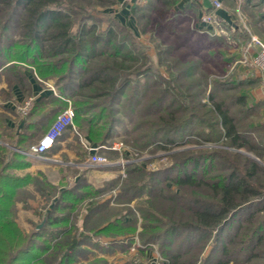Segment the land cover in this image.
I'll list each match as a JSON object with an SVG mask.
<instances>
[{"label": "trees", "instance_id": "obj_1", "mask_svg": "<svg viewBox=\"0 0 264 264\" xmlns=\"http://www.w3.org/2000/svg\"><path fill=\"white\" fill-rule=\"evenodd\" d=\"M178 1L137 0L130 16L143 33L148 26L151 33L171 35L176 22L173 18H189L176 11ZM67 2L0 0V11L6 10L0 12V68L9 64L7 70L20 71L28 65L38 76L56 78L59 91L71 93L74 130L89 138L95 145L92 148L110 147L117 127L126 120L131 127L130 133L125 128L126 134L133 135L132 140L141 149L157 141L170 145L192 131L201 137L200 141L223 147L171 155L174 168L169 182L168 178L160 181L158 174H144L134 164L127 166V178L118 188L117 202L130 204L147 190L148 207L153 208L157 199L165 203L172 219L160 236L153 234L160 225L150 208H138L143 221L138 232L132 208H107V201L96 200L104 190L114 188L118 180L102 190L87 184L82 187V176L61 190L52 186L44 189L45 194L50 193L45 222L39 229L23 233L15 221L16 204L28 197V182L33 186L40 182L13 172L27 165L23 154H0V264H105L102 256L93 251H114L121 246L114 242L116 237L136 233L143 243L158 238L171 264H264V167L241 152L264 157V142L249 134L259 132L249 120L256 111L247 105L252 104L253 89L262 80L231 52L244 54L251 37L248 29L263 25L264 0H240L246 21H234L239 26L235 31L220 22L217 28L224 30L225 36L199 33L193 24L185 29L181 34L186 41L183 46L192 45L195 56L206 52L224 66L222 76L200 70L198 81L187 84L194 71L202 69V55V59L188 63L175 62L177 68L173 62L165 63L169 48L157 47L153 58L140 56L146 46L138 42L130 28L119 22L117 28H98L96 16L85 13L79 4L83 1ZM117 2L87 0L89 6L105 8ZM124 30L127 35L122 37L120 32ZM21 31L23 38L13 40ZM164 65L169 72L167 79L155 71ZM147 75L153 80L147 81ZM140 77L148 79L141 81ZM131 82L135 89L131 88L123 101L120 96ZM165 183L178 190L157 189V185ZM83 201L86 205L79 206ZM77 213H84L82 226L91 232L89 235H72L70 218ZM90 236L112 240L106 249L91 243ZM211 236L215 244L210 245ZM91 253H95L93 259L89 258Z\"/></svg>", "mask_w": 264, "mask_h": 264}, {"label": "rangeland", "instance_id": "obj_2", "mask_svg": "<svg viewBox=\"0 0 264 264\" xmlns=\"http://www.w3.org/2000/svg\"><path fill=\"white\" fill-rule=\"evenodd\" d=\"M79 1L80 0H76L77 3H79ZM81 1L83 2L79 4L82 7H84V9H86L85 13L89 12L90 14L96 16V19L98 20L97 22L98 28L106 29V30L110 27L117 28L116 23L119 22V20L117 19V16L123 4L121 0H119V2L115 4L109 5L106 8L102 6H94V5L89 6L87 3V0H81ZM64 4H68L67 0H64ZM1 6L2 4L0 3V8H2ZM5 11L6 10L0 11V12H5ZM193 16H194L193 14L189 13L188 20L190 21L191 18H193ZM171 17L172 15L169 18ZM99 20H102V21L99 22ZM132 20L135 26L134 28L136 29L135 34L136 36H138V42L146 46L144 53H140L139 54L140 56L144 54L145 56H150L151 58H153L157 47H159L160 49L169 48L170 53H168V56L164 57L165 63L171 64L173 62L172 65H175L176 66L175 68L179 67V65L175 63L177 61L188 63V62H191L192 60H198L199 58L202 59V57H200L201 55L204 57L200 63V68L202 69L195 70L194 75L188 78L185 84H187V82L190 83V80H193L195 82L198 81L200 70H203L206 74L215 75V76L216 75L222 76L224 74L223 72L224 66L220 62H217L216 59H213L209 57L208 55H206V52L201 55L195 56V54H193L192 45L191 47L189 45L187 47L185 45L183 46V43H185L186 41L182 39L181 34L184 35L185 29L187 27H190L191 25L185 16L177 15L175 18L172 19V20H176V22L173 27L174 33L172 32L173 34L171 35H166L167 33H161L160 31L159 32L155 31L154 33L153 32L151 33L152 30L148 26L144 28V33H143L142 31H139L136 20L134 18H132ZM121 24L124 27H128L126 20L124 21V23L121 22ZM143 24L145 25V23ZM191 26L193 27V25ZM130 27H133V25L130 24ZM126 32L127 31L125 30L120 32V34H122V37L123 35L124 36L127 35ZM12 38L13 40L22 39L23 31L15 34V36H13ZM196 38L197 36H194L193 40H195ZM128 42H130V39L128 40ZM124 49L126 51V48ZM243 65L247 66V64H243ZM156 70L157 72H159V74L163 78L165 79L169 78V72L167 71L165 65L155 68V71ZM147 76H150V75H147ZM145 78L148 79V77H145ZM145 78L144 79L141 78L142 80L141 79L140 80L143 81L145 80ZM152 80H153V77L150 76V78L147 81H152ZM129 85L130 86L128 87L126 86L124 88L123 94L120 96V98L123 101H125L128 98L131 92V88L135 89L134 82L133 83L131 82ZM137 85L139 86V84L136 83V86ZM206 92L208 94V90H206ZM120 110L123 111L122 108ZM125 128H127L128 131L131 129L127 120L125 124H121L120 126L117 127V132L115 133L113 137L114 139L111 142L110 147H113L114 144H119V145L121 144L119 150L118 149L111 150L109 149L110 147L107 146L108 149H102V152L98 153L99 155L104 156L107 159V161L110 162L109 165H107L106 167L105 166L102 167V168H105L104 170H101L102 172L99 171L101 172L102 175L104 174L103 176H106L108 179L103 181V184L101 185V187H95V185H92V183H88V179H87L88 176L85 177L84 182L87 184L86 186H89L94 189L103 190L107 187L108 184L112 183L114 180L116 181L118 180L119 182L116 183L114 188H112L109 191L104 190L98 196L96 200L102 203L107 201L108 202L107 208L114 209L115 207L122 206V205L132 208L134 211V216L137 219V231L138 232L141 231L140 224L143 222L138 208H142V207L144 209L150 208L153 211L152 217L155 218L156 224L160 225L159 227L154 229L155 233L153 234L157 233L156 235L160 236L164 233L166 226L170 224L168 220H170L171 218V216L168 215L169 214L167 212L168 207L166 206L165 203H160L159 199H157V200H154L155 202L152 205L154 206L153 208L148 207L147 205L148 201H145V200L148 199L149 196H148L147 190L145 189H144L145 191L139 196V198H136L130 204H123L121 202L119 203L117 202V195L119 192L118 188L120 187L121 183L127 178V173H126L127 166L134 164L138 166L139 168H141L144 174L152 173L151 174L152 177L156 176L153 174H158L157 178H161L160 181H162L165 178H168L166 180L170 181L171 180L170 176H173L172 169L174 168L173 161H172L173 159L171 158V155L183 154V152L185 151H192V150L196 151L201 148L213 149V148H221L223 146L218 145L213 142L200 141L201 137L196 134V131H192V133L188 134V136L185 137L183 140H180V141L176 140L174 141V143H171L170 145L163 144L162 141H157L152 146L141 149L140 145L132 140L133 135L129 134L130 131L128 133L129 135L126 134ZM197 141H199L200 143L199 144L196 143ZM241 152L243 153L242 155L256 161L257 163H259V165L264 167V157L259 159V158H256L253 154H248L244 151H241ZM75 180H78V177H76ZM68 184H69L68 182L63 181V180H60L57 185H50L47 182L46 183L40 182L37 184V186H33L34 193H31V191H26L27 193L26 195H28V197H25V198L23 197V199H26V200H21L20 203H22L24 206L28 205V207L25 206V209L27 210L23 209L24 207L22 208V206L16 207V208H19V210L16 213L15 221L19 229L23 233H28L32 231L34 227H36V229H39L44 224L45 215L49 210L48 208L49 204H47V198L49 197L50 193L47 192L45 194L46 191H44V189L49 190L50 186H52V187L57 188L58 190H61L65 185H68ZM161 188H164V191L167 190V191H172V192H175L178 190L177 188H175V185L173 184L170 185L169 183L157 185V189H161ZM33 194L35 196H33ZM159 203L160 205L158 206ZM85 205L86 204L83 201V203L80 204L79 206H85ZM83 216H84V213H77L76 215H72L70 218L71 225L73 226L72 235H74L75 237H79V235L83 233L87 235L91 233L88 229L86 230L83 229V226H82ZM87 227H89V225ZM127 238H132V239L128 240ZM111 240L112 238H107L105 236H96V237H92L91 243L99 244L101 247L107 249L111 243ZM114 240H115L114 241L115 243L119 242L121 245L120 247H117V249H114V251H110L109 253H106V254H102V252H96V249L95 251H93L97 253V255L102 256V258L105 261V264H171L170 260L167 259L163 255L161 251V247H160L161 243L158 238H156V240H150L146 243H143L137 237V233H136L132 237L125 236L122 239L121 237H116V239ZM208 242H209L208 244L210 245L215 244L214 237L211 236L208 239ZM203 251H204L203 249L199 250L198 258H201V254ZM95 253H91L92 255L89 254V258L93 259ZM185 257L186 256H184L183 258L181 257V262L184 260Z\"/></svg>", "mask_w": 264, "mask_h": 264}, {"label": "crops", "instance_id": "obj_3", "mask_svg": "<svg viewBox=\"0 0 264 264\" xmlns=\"http://www.w3.org/2000/svg\"><path fill=\"white\" fill-rule=\"evenodd\" d=\"M121 1L123 4L117 19L120 23H124L126 20L128 28L136 33L130 16V9L137 0ZM209 1L212 5L211 8H206L202 0H179L175 9L184 15H189V13L195 15L189 22L191 25L193 23L197 32L225 36L226 32L224 30L219 31V27L217 28L214 24L203 20L204 16L208 14L214 15L215 9L212 0ZM217 1L221 4V8L230 15L235 25V27H230L215 16L219 26L220 22H223L231 31L238 30L239 26L234 21L243 23L246 21V17L239 7L240 0ZM262 22V26H264V20ZM130 24L133 27H130ZM262 26L252 25L248 29L251 37L246 44L245 51L253 56L258 54L259 47L252 42V39H256L264 45V28ZM231 44H233V47L235 46L233 42ZM231 52L235 56L241 57L240 60L242 59V53L239 54L237 50ZM8 65L0 68V154H6L7 152L23 154V160L27 165L23 168L14 169L15 175H28L32 179L36 178L39 182H47L50 185H57L60 180L71 184L76 181V177L80 178L82 176V187L86 184L84 182L85 177L88 176V183H92L95 187H101L103 181L108 179L103 176L104 174H101V170L105 168L93 169L86 166L85 162L89 154L85 147L92 148L95 145L84 134L77 133L74 130L75 125L74 128H71V126L66 127L59 138L56 139L52 148L41 156L28 157L25 155L48 132L56 117L67 109L69 103L71 106V93H61L56 84V78L45 79L38 76L31 66L25 65L23 70L16 71L7 70ZM253 94L252 104L247 105L249 108L255 109L256 113L249 120H252L251 123L254 127H258L259 134L256 131L249 134L251 138L259 137V141L264 142V85L260 83L257 88L253 89ZM254 100H259L260 103L254 104L252 102ZM27 104L26 114H21L19 109ZM101 152L102 149H99L97 154ZM25 189L34 193L33 183L28 182ZM33 196L35 195L33 194ZM16 206H22L23 209H25V206L28 207V205L24 206L20 202ZM18 210L19 208H17V212Z\"/></svg>", "mask_w": 264, "mask_h": 264}, {"label": "built area", "instance_id": "obj_4", "mask_svg": "<svg viewBox=\"0 0 264 264\" xmlns=\"http://www.w3.org/2000/svg\"><path fill=\"white\" fill-rule=\"evenodd\" d=\"M212 3L214 9L221 8V4L217 0H212ZM203 20L205 22L214 24L215 27H219L216 17L213 14H208L204 16ZM219 31H223V30L220 28ZM252 42L258 45L259 47L258 54L253 56L249 52L245 51L242 56V59L240 60V63L247 64V66L253 71V73L258 74L262 80V84L264 85V45L256 39H252ZM27 109H28V104L20 108L19 112L25 115ZM73 117L74 114L69 103L67 109L56 117L55 121L49 128L48 132L38 141L36 145L32 146L31 151L25 155H27L28 157L41 156L46 151L50 150L54 145L56 139L59 138V136L62 134V132L66 127L71 126L72 128H74ZM120 146L121 144L120 145L114 144L113 147H110L109 149L119 150ZM85 149L89 154V157L85 162L87 167L95 169L104 166L106 167L107 165H109L110 162H108L104 156L97 154V151L99 149H108L107 147L105 146H101L98 148L85 147ZM90 152L93 153L91 154Z\"/></svg>", "mask_w": 264, "mask_h": 264}, {"label": "water", "instance_id": "obj_5", "mask_svg": "<svg viewBox=\"0 0 264 264\" xmlns=\"http://www.w3.org/2000/svg\"><path fill=\"white\" fill-rule=\"evenodd\" d=\"M203 5L206 8H211L212 5L209 0H202ZM214 15L218 18H220L223 22H225L230 27H235L233 21L231 20L230 15L222 8H218L214 10Z\"/></svg>", "mask_w": 264, "mask_h": 264}]
</instances>
